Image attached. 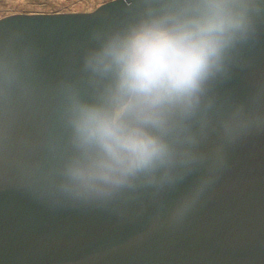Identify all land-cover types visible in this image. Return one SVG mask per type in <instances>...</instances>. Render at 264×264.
Wrapping results in <instances>:
<instances>
[{"label": "clouds", "instance_id": "9594fccd", "mask_svg": "<svg viewBox=\"0 0 264 264\" xmlns=\"http://www.w3.org/2000/svg\"><path fill=\"white\" fill-rule=\"evenodd\" d=\"M262 48L264 0H124L55 75L37 34L0 28V184L53 210L183 226L233 149L264 136Z\"/></svg>", "mask_w": 264, "mask_h": 264}, {"label": "water", "instance_id": "95a60500", "mask_svg": "<svg viewBox=\"0 0 264 264\" xmlns=\"http://www.w3.org/2000/svg\"><path fill=\"white\" fill-rule=\"evenodd\" d=\"M89 12L13 13L0 26L26 27L44 44L49 75L91 25ZM264 70V48L257 53ZM242 76L235 81L238 88ZM0 264H264V136L236 146L231 167L207 201L181 227L148 230L95 210H53L27 192H0Z\"/></svg>", "mask_w": 264, "mask_h": 264}, {"label": "rangeland", "instance_id": "374dc122", "mask_svg": "<svg viewBox=\"0 0 264 264\" xmlns=\"http://www.w3.org/2000/svg\"><path fill=\"white\" fill-rule=\"evenodd\" d=\"M105 0H0V18L13 13L89 12Z\"/></svg>", "mask_w": 264, "mask_h": 264}, {"label": "snow or ice", "instance_id": "6c2138e0", "mask_svg": "<svg viewBox=\"0 0 264 264\" xmlns=\"http://www.w3.org/2000/svg\"><path fill=\"white\" fill-rule=\"evenodd\" d=\"M117 5H110L108 7H101L100 11L96 12L95 15H89L86 17L87 21L90 22L91 24L97 23L104 19L107 16H111L114 14V10L117 9ZM0 28H3V26H0ZM41 38V36H39ZM42 40V39H41ZM43 41V40H42ZM43 43H46V41H43ZM242 76V83L239 85V89H243L246 86L247 82V76L246 75H241ZM4 185L0 184V192H2Z\"/></svg>", "mask_w": 264, "mask_h": 264}, {"label": "built area", "instance_id": "2783aa9c", "mask_svg": "<svg viewBox=\"0 0 264 264\" xmlns=\"http://www.w3.org/2000/svg\"><path fill=\"white\" fill-rule=\"evenodd\" d=\"M107 1H111V0H105V2H107Z\"/></svg>", "mask_w": 264, "mask_h": 264}]
</instances>
